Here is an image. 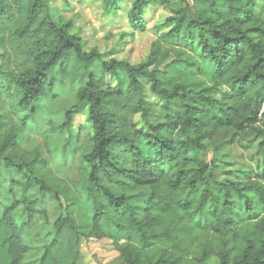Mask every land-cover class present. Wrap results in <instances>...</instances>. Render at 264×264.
<instances>
[{"label": "trees", "instance_id": "16d2710c", "mask_svg": "<svg viewBox=\"0 0 264 264\" xmlns=\"http://www.w3.org/2000/svg\"><path fill=\"white\" fill-rule=\"evenodd\" d=\"M171 4L131 0L136 31L149 6L171 10L132 64L84 51L48 0H0V264H25L36 248L39 264H80L88 239L111 241L117 264H264V174L220 179L206 144L256 136L264 146V0ZM72 55L87 76L59 126L76 142L63 179L20 147L26 120L13 112L34 113ZM84 110L89 127L73 129Z\"/></svg>", "mask_w": 264, "mask_h": 264}, {"label": "rangeland", "instance_id": "374dc122", "mask_svg": "<svg viewBox=\"0 0 264 264\" xmlns=\"http://www.w3.org/2000/svg\"><path fill=\"white\" fill-rule=\"evenodd\" d=\"M192 4V0H187ZM115 2V0H111ZM104 4V0H48L56 15L72 21L71 33L80 37L85 43L84 51L95 47L104 59H116L137 64L144 61L152 43L160 33L167 29L162 25L171 10L159 5H151L146 10L144 30L136 31L128 24L126 12L131 0H120L117 7ZM172 8L180 0H171ZM2 50L0 49V55ZM89 70L101 73L97 60L89 64ZM87 73L82 69L73 55L65 66L49 73L50 85L46 95L40 99L34 113L29 110L13 112L15 120L25 119V126L19 132L18 142L21 148L37 150L46 159L48 166L60 178L67 179L75 171L76 142L74 139L66 144L60 124L64 121L65 111L76 102V92L84 83ZM107 81L114 85V77L106 75ZM124 82H126L122 74ZM146 100L157 101L158 98L146 88ZM3 104L9 107L8 99L2 96ZM87 112L74 115L73 129L80 126L89 127ZM138 126L142 121L136 117ZM261 139L250 136L236 139L220 145L207 144V161L212 164L215 174L220 179H247L255 174H264V146ZM80 264H117L118 252L109 240L88 239L81 242ZM41 249L29 251L24 257L25 264H39ZM213 264V263H212Z\"/></svg>", "mask_w": 264, "mask_h": 264}]
</instances>
